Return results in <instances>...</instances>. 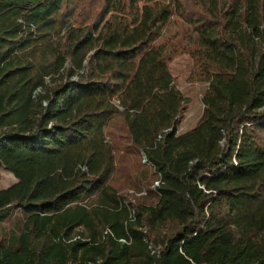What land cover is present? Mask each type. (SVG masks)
<instances>
[{"label":"trees","instance_id":"obj_1","mask_svg":"<svg viewBox=\"0 0 264 264\" xmlns=\"http://www.w3.org/2000/svg\"><path fill=\"white\" fill-rule=\"evenodd\" d=\"M0 168V264H264V0H0Z\"/></svg>","mask_w":264,"mask_h":264},{"label":"rangeland","instance_id":"obj_2","mask_svg":"<svg viewBox=\"0 0 264 264\" xmlns=\"http://www.w3.org/2000/svg\"><path fill=\"white\" fill-rule=\"evenodd\" d=\"M176 29L175 18L172 17L169 24L164 28L162 37L165 38L172 35L175 33ZM192 67L193 62L188 54H182L176 57L170 64V69L175 76L177 86L183 94L190 99L183 119L178 125V132L180 133L192 128L198 122L204 108L203 95L207 89V84L189 81ZM125 131L124 121L119 115L113 117L106 127L108 138L117 148L127 142ZM120 155H122V152L117 153V162L121 161V163L113 173L112 182L118 186L122 192L127 193L132 200L145 197L146 190L141 184H138L140 179L144 177L141 173L145 171V168H141L139 159L134 156L127 155L122 158ZM16 181L17 178L14 174L0 168V190L11 186ZM14 226L15 221L12 219L2 222L0 223V233H7Z\"/></svg>","mask_w":264,"mask_h":264}]
</instances>
